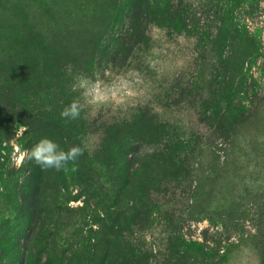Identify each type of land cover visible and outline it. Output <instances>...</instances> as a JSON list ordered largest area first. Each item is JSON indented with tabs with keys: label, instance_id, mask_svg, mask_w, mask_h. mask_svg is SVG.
Instances as JSON below:
<instances>
[{
	"label": "rangeland",
	"instance_id": "rangeland-1",
	"mask_svg": "<svg viewBox=\"0 0 264 264\" xmlns=\"http://www.w3.org/2000/svg\"><path fill=\"white\" fill-rule=\"evenodd\" d=\"M0 188V264H264V0H0Z\"/></svg>",
	"mask_w": 264,
	"mask_h": 264
},
{
	"label": "clouds",
	"instance_id": "clouds-1",
	"mask_svg": "<svg viewBox=\"0 0 264 264\" xmlns=\"http://www.w3.org/2000/svg\"><path fill=\"white\" fill-rule=\"evenodd\" d=\"M84 90L86 96H91L94 99L100 98L99 86L93 83L90 79L82 77L79 85ZM82 105L79 100L72 101L67 107H64L60 113L65 119L75 120L80 116ZM84 149L77 145L72 146L67 150L51 139H41L28 153V159L33 160L42 170L54 169L56 171H69V165H73L72 171L76 168L74 165L80 156L83 155ZM0 191H3L0 188Z\"/></svg>",
	"mask_w": 264,
	"mask_h": 264
}]
</instances>
